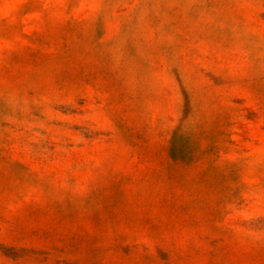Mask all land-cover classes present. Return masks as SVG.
<instances>
[{
    "label": "rangeland",
    "instance_id": "1",
    "mask_svg": "<svg viewBox=\"0 0 264 264\" xmlns=\"http://www.w3.org/2000/svg\"><path fill=\"white\" fill-rule=\"evenodd\" d=\"M0 264H264V0H0Z\"/></svg>",
    "mask_w": 264,
    "mask_h": 264
}]
</instances>
